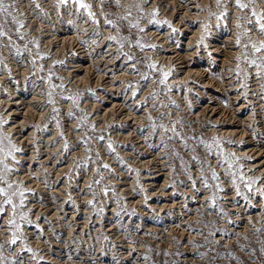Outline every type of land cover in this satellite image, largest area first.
Returning a JSON list of instances; mask_svg holds the SVG:
<instances>
[{
	"label": "rangeland",
	"instance_id": "obj_1",
	"mask_svg": "<svg viewBox=\"0 0 264 264\" xmlns=\"http://www.w3.org/2000/svg\"><path fill=\"white\" fill-rule=\"evenodd\" d=\"M194 2L195 1L193 0V3ZM133 3H135V5H133L132 8L134 9V12L137 14L134 13V15L131 18L129 17L127 18L125 15H121V12L119 14L121 16H117L116 11L117 10L121 11V9L117 7V4L115 3L114 0L102 1V7L105 11L106 16L108 17V20L115 19L117 23V29L121 32V36L123 38V41H121L118 44L120 50L117 52L116 58H114L112 54L113 51L112 50L107 51V48L104 45L101 46L100 48L93 49L94 52L92 51V53H89L90 59L87 58L88 56H84L81 58V54L74 55L76 60H77V56H80L82 65L84 66L89 65V67L91 68L89 73H87V77L89 76V83L95 81L96 79L95 74H99V75L104 74L102 76L103 78L101 79V82L99 83L100 85L99 84L95 86L93 85L91 91H89L91 94H97V99H99L100 102L102 101L103 103V106H100L95 111L100 113V110L103 109L104 106L105 107L110 106L109 101L111 100L115 101L116 103H119L118 105L119 108L118 106H115V112L118 113V114L115 113L114 115L116 116L115 121L113 120L110 124H105V127H101V125H98L101 123V122L99 123L98 121L101 120V118H98L99 117L98 115L96 117V114L95 115L93 114L92 116L95 117L96 122L89 119L83 121V126L85 128L82 131L83 133L81 134V137L78 138L80 144H82L83 146H87L86 152L88 155L86 156L88 157L87 158L88 162L86 163V165H89L90 167L93 166L94 169L93 171H91L90 174L92 186L90 189L88 190L86 189L88 193L90 192L91 195L93 196L94 205L91 206V208L86 209L87 214L86 213L84 214L83 211H81L80 209L81 206L78 207L75 218L73 217L71 219L68 218L70 214L65 213L64 212L65 210L64 211L61 209L55 210L54 208L58 202H61L63 200L61 198L62 197L61 195L59 194L55 195L54 193L50 194L46 192L47 190L44 191L45 188L43 190H38V188L36 189V187H33L32 193L36 192V197L38 194V201L36 203L34 202L33 203L34 205H31L32 208L34 209V211L32 212H34V214H37L35 215V217L33 216V219H31L30 217L32 214L29 213V211L33 209L24 210L29 205L26 207L21 206L22 205L21 201L26 199L25 193H23L25 192V190L22 189L21 185L19 186L18 184L15 183L8 185L6 183V173L7 172L11 173L12 171L9 172V166L4 167L3 165L2 161L5 156L4 151L8 152L7 154L8 159L12 158L14 160L15 152L18 150L14 145L15 143L12 142L8 137H6L5 133H3L0 123V186L3 189V195L0 201V216L3 214L5 207L6 206L11 207V205L15 207V211L11 210V214L13 213V215L14 214L18 215L17 217H11L10 219L6 220L5 233H3L1 230L2 228H0L1 231L0 247L6 244V243L2 244L3 236L4 237L6 236L7 239L6 241L9 240V237L19 236V234L16 232L15 235H12L10 229L13 228V230L15 231V229H17V225L21 224L20 231L21 234L24 236H21L22 238L20 239V241L23 245L28 244V242H26L27 238H29V236L31 235L34 236L36 233H37L36 237L39 238L38 240H42V239L46 240V244L38 249V250H42L41 252L43 254L39 253L41 257L37 254L40 257L37 259V261L29 260L32 264H41L42 262H45L49 258H51V260L49 259L50 264H56L57 259L60 260V262L66 260V262L69 263L71 262L70 264H75V263L80 264L81 262H82L81 264H85L86 262H87L86 264H88L91 263L92 260H93L92 262H94V259L85 260L81 256L83 255L84 257L87 258L88 253H91L93 251L95 252L94 247H96L95 246L96 244L93 246V249L91 251L83 250L85 249L86 246L84 244L85 239L83 240L82 237L89 238L90 241L95 240L93 242H96L98 240L97 233H106L105 235L106 237L109 238V240L112 238L110 242L113 241L112 243L113 245L116 244L118 245V247L121 246L123 248L121 250H127L124 249L125 248L124 245L127 246V244H130L132 246L129 252L130 254L126 253L128 255H126L125 253L122 254L121 256L117 255V253L121 251H117V253L115 254L114 251L113 253L111 252V254L113 255L111 257V260L108 261H113V264H135V263L136 264H264V221H263L264 210L261 211V209L260 210L257 209L256 207H254L255 205L254 203H252V201L248 200V198L246 197L243 198L242 195H240L245 185L242 184L241 179L239 180L238 179L239 177L237 176L238 175L236 172L237 160L235 157H233V154L227 151L226 152L223 151V154L221 153L222 152L221 149L223 145H229L227 148L229 147L235 148L236 146H238V144L236 143L237 140L235 139H237L236 137L238 136L239 132L241 133V131H244V134L242 135L243 138L242 141L239 143V145L247 146V149H250L254 146L258 149V147L263 146L264 125L258 123L260 120L258 122L245 121L244 122L245 124L240 122L239 118L244 119L246 114L248 115L252 104L249 107L242 108L241 110L233 113L230 104L231 101L228 99V96L224 93V91L221 90L222 86L218 87L216 85L217 80L218 81L222 80L220 73L212 72L210 74V76L214 80L208 86L203 85V82H205L206 81L205 79H207V76H204L206 74L205 72L201 78L195 79L194 77H190V79L187 80L188 85L173 82V85L168 84L169 87H166L161 78V71L159 70V68L154 69L153 67H151L150 57L147 55L146 51L144 50V48L147 47L146 44L147 40L151 39L150 37L151 35H148V32L150 30L149 28H151L152 26H149V24L154 26L152 28L156 29L155 31L156 34L159 33V35H157V38L161 39V35H163L162 33L165 34V31H168V29L166 30V28L169 26L167 25V23L165 25V20H162L163 17L162 15H164V13L173 15L172 18L175 17L176 19L174 20L175 22L179 21V24L181 25L179 26L182 29L184 28L185 24L191 26L197 24L192 18V15L195 14V10H190L191 8H188L190 10L189 11L190 14H188L187 12L185 14L184 12L179 13L183 11L179 4H176L174 6L171 0H157L158 7L156 8V11L151 10L150 12H148L149 15L147 18V14H143V12L140 11L139 2L134 1ZM193 3L192 0L191 1L185 0L183 5L186 7H191L192 5H195ZM136 16L139 17L136 18ZM141 19L148 21L147 23L148 26L141 28L140 27ZM156 20L158 22H156ZM189 21L191 22L190 24H188ZM3 23L5 25V29L9 32L10 37L14 38L21 46L25 47L26 41L18 33L19 31L17 28L19 21L17 20V18L7 15L3 20ZM114 29H116V27H114ZM178 30L179 29H177V31ZM183 32L187 33L185 30ZM219 35L220 34H218L216 37L219 38ZM166 36L168 39L166 42L165 41L161 42L163 45H167L170 47L173 46L175 47L174 48L175 50L178 49L179 51H182L184 49V47L182 46L185 38L183 33L178 36H174V35H166ZM186 36H188V34ZM140 41L142 42L140 43ZM247 43L249 44L247 38H243L241 40V44H242L241 46H244ZM157 44H159V41L157 42ZM10 45L12 47H15V44L13 42ZM173 47L172 49L169 50L170 52H168V54H172V55L174 54L175 50L173 49ZM16 49H17V53L25 52L24 48H16ZM68 50L70 51V49H67L66 54H64V57L66 58L69 57L71 53L72 54L74 53V52H69ZM241 51L243 57L240 59L239 62L240 65H238V71H239L238 76L240 75H242V77L246 76V73L243 71L244 67L256 66L258 67V74L253 75L252 77L254 76L258 77L256 81H254V82H258L259 86L257 84V87L263 86L264 58H262L259 55V53L253 52L254 49L251 48L250 45H248L245 48L242 47ZM33 53L34 55L39 54L38 50L36 51L33 50ZM64 57L61 58L60 61H64V59H66ZM247 57H249V61L246 60ZM29 58L30 57H28V60ZM190 59L191 58H188V61L191 64L192 60ZM47 62L48 59L45 63ZM175 62L177 63L179 61H175ZM29 64L30 67L33 66L34 72L36 71V75H37L36 78H41L38 77L39 74H41L43 77L45 71L46 70L48 71L50 81L48 84L49 86L46 88V90H48L47 98L48 97L51 98L52 102H54L56 99L55 97L53 98L54 96L53 94L55 93H58L57 96H62V97L63 95L66 97L73 95L75 103L76 102L78 103L80 99H85V100L87 99L86 94L88 92L86 93L84 92L87 91L88 89L79 90L81 87H76L77 85L74 86L73 81H71L70 85L68 83L69 86H71L72 84L73 87L72 90L67 89L69 87L67 86L65 88L64 93L61 92L64 89V85H65V82L62 80L64 76L60 73L61 66L58 65L50 66V64H54L50 62L47 68L41 67V69L38 70L36 67H34L33 59L29 61ZM177 65L180 66L181 64H176V66ZM214 68L217 67L214 66ZM179 69L182 71L181 68ZM223 69H224L223 72L227 73L225 76L227 81L231 80L230 83H233L235 80H237V73H234V71L232 70L230 71L227 70L226 66ZM122 72L126 73L125 75L126 77L123 76ZM77 73L78 76L85 75L84 67L82 66ZM120 74L122 76H120ZM233 77H235L236 79H234ZM242 77L240 76L239 79H241ZM38 83H41V81H39ZM108 83L112 84L111 89H109V86H107ZM233 85H235V82ZM242 85H243L242 88L246 87L244 85V82ZM50 87H56L55 93L49 89ZM113 87L114 88L118 87V88L116 90ZM225 87L224 89L231 88L230 86H225ZM236 90H239L240 92L241 88ZM80 91H82L81 94L78 93ZM169 91L170 93L173 94L177 93V97L176 98L170 97ZM230 91L231 90H229V92ZM259 92L260 91L258 90L257 94ZM263 92L264 91H262V93ZM232 93L230 94V96L232 95ZM78 96L80 97V99L78 98ZM258 97H256V99L254 96L251 97L252 98L251 100L255 102L253 105L256 108L260 106V103L259 102L257 103ZM241 99H243V97ZM56 102L58 103V101ZM235 103L237 102L235 101ZM76 106L77 105L74 104L70 106L72 108L71 112L74 113L76 111L75 112L76 114H79L81 116L83 115L82 119H85L83 110L77 111V109L76 110L73 109ZM127 107L130 108L133 112H135V116L142 121L140 124L136 120H135L136 122L134 120H131V117L128 119L123 118V120H125L124 121L125 123L123 122L122 117L127 113L125 112ZM259 110H262L263 111L262 114H264V105L262 108L257 109V111ZM91 113H94V111L91 110ZM15 114H17V111L15 112ZM48 115H50V117L48 119L47 125H53L54 122L56 123V121L54 120H56L58 117V111L52 109V111H50ZM118 117L121 119H119ZM116 118H118L119 121H117ZM214 120H216V122ZM27 125L29 126L28 127L29 130L31 128V124H27ZM220 128H223V130L227 129V131L228 130L232 131L231 132L232 134H230L232 136L226 134L227 136L226 137L224 134L225 138L221 136L219 137L217 131ZM28 130L26 132H28ZM120 132H123L124 134L125 133L128 134L126 140L119 139V137L121 138L122 135ZM113 134H115V136L117 135L116 136L117 138L116 137L112 138L114 137ZM96 138L98 141L100 140L102 144L103 143L107 144L109 142L113 146L111 150L112 152L111 155L115 156L116 160L114 159V161L112 162L113 163L112 166L116 165L117 169L122 170V172L124 171L122 173L123 176L122 175L121 176L126 178L125 180L126 182L123 181L122 179L120 180L121 182L123 181L122 182L123 184L120 181L117 184H114L115 182L111 184L108 183V180L106 179L107 175L104 174V171L102 169V167H104L103 161L101 160L102 158L100 156L99 151L96 150V143H95ZM31 141L33 140L31 139ZM40 150L42 151L43 148H40ZM255 150L251 151V153L254 152ZM41 151L40 153H42ZM263 152L264 151L262 150L261 151L262 154L258 156L260 157V159H264ZM40 153L38 154L41 155ZM86 156H80L76 159V161H74L76 164L78 162V165L72 166V170H71L72 175L75 173L76 167L83 165L85 160H87L85 159ZM40 159H36V162H39ZM153 159L154 160L157 159L158 162L157 160L154 161ZM211 159H213V162L216 161V163L215 164L211 163L212 161ZM147 161H149L148 165H147L148 163ZM159 161L160 163L163 162L162 165L159 164ZM20 164L21 165L19 166H21L22 169H24L23 167H26V165H28V162L27 160H21ZM144 165H146L147 167L146 166L143 167ZM130 166L131 168H129ZM214 168L216 169L217 172L215 171ZM195 170L198 171L196 172ZM82 172L80 171L79 173L81 174ZM137 172L148 173L146 174L147 177L145 176L146 179L143 178L142 176L137 175ZM196 173L199 174L197 175ZM219 173L225 175L222 176ZM115 174L117 178L120 177L118 172ZM133 174H135V176H133ZM165 174H167L168 176H166ZM164 175L167 178H165ZM232 175L235 176L236 180H231ZM137 177L139 179H143L144 182H149V183L153 182L151 187L147 185L148 186L147 191H150V196L139 203L140 208L145 209L142 211V213L141 210L139 213L138 209L134 208L133 205L131 207V205L129 204L131 202L130 200H135L134 197L137 195L136 193H135L136 195L134 194V191L136 192L139 189V187L136 186L138 185L136 183L137 181H134L135 184L133 182V180L138 179ZM151 177H153V179H151ZM163 178H165L164 180L165 184L163 183ZM221 179L223 180L221 181ZM233 181L235 182L237 181V182L235 183ZM160 184L163 185L162 186L163 193L165 192L164 193L165 195L167 193L170 194L169 199H168L169 196L163 197L161 192H159L160 190H157L159 189ZM235 184H237L236 186L238 187V189H240V192L235 193L234 197L230 199L229 194L235 190L234 188L236 187H233L235 186ZM44 185L45 184H42L41 187ZM71 185H73V183L69 182L65 190H69V189L71 190L72 189ZM100 186L102 188L104 187V189L106 190L104 191L105 193L103 194V196L106 195L107 191L110 195L109 197L104 198L106 201L105 208H103V202H102L103 199L101 198V192H99L102 189L100 188ZM46 187L48 186L46 185ZM128 187L130 188V190L132 189L131 190L132 193H129L130 195H128V193H125L129 189ZM109 188H111L113 191L111 189L109 190ZM119 188L122 189L124 192L122 190H119ZM0 192L2 194V191ZM122 192L123 194H121ZM124 194H127L128 196L125 195L126 197H124ZM115 195L118 197H116ZM191 195L193 197H191ZM246 199L248 200L247 202ZM147 202L148 204L149 203L153 204L154 202L155 207H153V209L151 208L152 211L150 209H147V207L145 208V206L148 205ZM166 202L169 204H167ZM173 202H175L176 204L175 203L173 204ZM114 204L117 205L114 206ZM160 205H162L163 207L161 206L159 208ZM167 205L168 206L171 205V207L169 206L170 207L169 208ZM110 206H112L113 208ZM234 208L237 210H235ZM38 210L39 212L37 213ZM88 210H92V211L88 212ZM108 210L109 211L112 210L114 212L111 211L110 213L108 212ZM54 211H58V213L57 212L56 213L59 214L58 217L60 216V218L59 219L57 218V220L55 216L54 217L52 216L51 218L50 213ZM47 213L49 216H47ZM253 213L254 215H251ZM246 214L247 215L250 214L249 218L247 217ZM39 215L42 217V221ZM87 215H90L91 217L89 221L90 220L92 221V219L99 217L100 219L99 218L98 219L101 224L99 225L98 221L95 223L89 222L87 229L86 228L84 229V227H82V223H83L82 220H84L85 222L86 219L85 216L87 217ZM97 215L98 217H96ZM107 216H109V218ZM253 216L254 218H252ZM238 217L240 218L242 217V218L240 219ZM78 219L79 221L76 222L77 223L76 226L78 228L76 231L72 232V233L75 232L74 236H72L73 235L72 233L71 234L69 233L68 235L67 228L65 226L66 225L65 221L67 222V225L70 224L68 226L74 227L71 224H73ZM1 221H2V217L0 218V224H2ZM96 223L98 224L99 227L96 226L97 225ZM39 224H43V225H39ZM170 226H171V231H170ZM80 229L84 230L83 232H81L82 235L79 233L81 231ZM110 229L112 232L109 231ZM25 230L27 231L25 232ZM30 230H32L34 233L31 232L32 234L31 233L29 234ZM49 230L51 231L49 232ZM103 230L105 231L103 232ZM93 232L95 233L91 234ZM109 232L111 234H109ZM180 232H182V234ZM239 232H243V233H239ZM86 233L87 235H85ZM75 234L78 236H76ZM107 234L109 236H107ZM79 235L81 236L79 237ZM46 236L48 240L46 239ZM76 238H78L79 241L81 240L80 243ZM50 239H52L54 243L50 244V242H52L50 241ZM20 241H17V243H19ZM67 242L69 244H67ZM71 243L74 244L72 245ZM53 244L55 245L58 244V245L55 246ZM65 244L68 246H66ZM79 244L83 245L84 247H81V245ZM133 245H135L134 248ZM45 246H47V248ZM33 247H35V245ZM118 247H116V249L121 248ZM67 248H69V250ZM11 254L12 253L10 249L8 250V252H5V255H7V258H9L8 259L9 261L7 259L4 260L7 262L5 264H9L10 262H12V260H14L12 258H11L12 260L10 259ZM42 256L44 257V259H42L43 258ZM107 257L109 258V256ZM120 257L121 258L124 257V258L121 259ZM53 258H56V260ZM88 258H90V256ZM4 261L2 262V264L4 263ZM15 264H18V261L15 262Z\"/></svg>",
	"mask_w": 264,
	"mask_h": 264
},
{
	"label": "bare ground",
	"instance_id": "obj_2",
	"mask_svg": "<svg viewBox=\"0 0 264 264\" xmlns=\"http://www.w3.org/2000/svg\"><path fill=\"white\" fill-rule=\"evenodd\" d=\"M102 1H104V0H0V117H1L0 123H1V128H2L3 133H5L6 137H8L12 142L15 143L14 145L18 150L15 152V155H14L15 159L14 160L12 158L8 159V157H7L8 152L4 151L5 156H4L2 162H3L4 167L9 166V172L12 171L11 173H8V172L6 173V183L8 185L13 184V183L18 184L19 186L21 185L22 189L25 190V192H23V193H25L26 199L21 201L22 202L21 206L22 207H26L28 205L29 206L27 208H25L24 210L33 209L31 205H34L33 203L34 202L36 203L38 201V194L36 197V192L32 193L33 187H36V189L38 188V190H43L45 188L44 191L47 190L46 192H48L50 194L54 193L55 195L56 194L61 195L63 202L62 201L58 202L54 208H55V210H57V209H61L63 211L65 210L64 212L67 214H70V216H68V218H71V219L73 217L75 218L76 211H77L78 207L81 206L80 207L81 211H83L84 214L85 213L87 214L86 209H89V208H91V206L94 205L93 196L91 195L90 192L88 193V191H87L92 186L90 174H91V171H93L94 169H93V166L90 167L89 165H86V163L88 162V159H87L88 157L86 156V155H88L86 152L87 146H83L82 144H80V141L78 140V138L81 137V134L83 133L82 131L85 128L83 126V121H85L86 119L95 121V117L92 116L93 114L94 115L96 114V117L98 115L99 116L98 118H101V120H98L99 123L101 122L100 124H98V125H101V127H105V124H110L113 120L115 121L116 116H114V115H115V113H117V112H115V106H118L119 103H116L115 101L111 100V101H109L110 106H108V107L104 106L103 109H101L103 111L100 110V113L95 111L100 106H103V103H102V101L100 102V100L97 99V94H91L89 91H91L93 85L95 86L101 82V79L103 78L102 76L104 74L103 75L95 74L96 75L95 81L92 83L91 82L89 83V76L87 77V73H89L91 68L89 67V65L88 66L82 65L81 64V58L84 56H88L87 58L90 59L89 53H92L93 49L100 48L103 45L107 48V51L112 50L113 51L112 54H113L114 58H116L117 52L120 50V47L118 44L121 41H123V38L121 36V32L117 29V23H116L115 19H109L108 20V17L106 16L105 11L102 7ZM114 1L117 4V7L119 9H121V11H118V10L116 11L117 16L125 15L127 18L128 17L131 18L135 13L134 9L132 8V6L135 5V3H133L134 1L139 2L140 11L143 12V14H147V18L149 15L148 12H150L151 10L156 11V8L158 7L157 0H114ZM184 1L185 0H171V2L174 4V6L176 4H179L181 6V9L183 11L179 12V13L184 12V14H185L187 12L188 14H190L189 13L190 10H195V14L192 15V18L194 19V21L197 24H194L193 26H191V25H187L184 23L185 26H184V28L181 29L180 28L181 25L179 24V21L175 22L174 21V20H176L175 17L172 18L173 15L164 13V15H162L163 16L162 20H165V25L167 23V25H169V26L166 28V30L168 29V31H165V34L162 33L163 35H161V39L157 38V35H159V33L156 34V32H155L156 29L152 28L154 26L149 24V26H152L151 28H149L150 30L148 32V35H151L150 36L151 39L147 40V42H146L147 47H145L144 50L146 51L147 55L150 57L151 67H153L154 69L159 68V70L161 71L162 81L164 82L166 87H169L170 84L173 85V82H177L179 84H185L186 85L188 83L187 80L190 79V77H194L195 79L201 78L205 72H206V74L204 76H207V79H205L206 81L205 80H202V81H205V82H203V85L208 86L214 80V79H212L210 74L212 72L213 73H215V72L220 73L222 80L221 81L217 80L216 85L218 87H221V86L223 87V88L221 87V90L224 91V93L228 96V99L231 101L230 104H231V109H232L233 113L241 110L242 108L249 107L252 104L250 107V111H249L248 115L246 114L244 119L239 118L240 122L241 123H244L245 121H248V122L257 121L258 122L260 120L258 123L264 125V114H262L263 111L262 110L257 111V109L262 108L264 105L263 104L264 92L262 93V91H264V85L257 87L258 82H254V81H256V79L258 77L257 76L252 77L253 75L258 74V67H256V66L255 67H251V66L250 67H244L243 71L246 73V76L242 77V75H240L242 77L241 79H239L240 76H238L239 75L238 65H240L239 64L240 59L243 57V54L241 51L242 47L245 48L248 45H250L251 48L254 49L253 52L259 53V55L262 58H264V0H194L195 1L194 3L192 0V3L195 5H192V6L190 5L191 7L184 6L183 5ZM188 1H191V0H188ZM188 8H191V9L189 10ZM246 10H248V11H246ZM120 12H121V15H119ZM135 14H137V13H135ZM7 15H10L11 17L17 18V20L19 21L17 29L19 31L18 33L20 34V36L23 39H25V41H26L25 47L21 46L14 38L10 37L9 32L5 29V25L3 23V20L5 19V17ZM137 17H139V16H136V18ZM156 22H158V21L156 20ZM147 23H148V21L141 19L140 20V24H141L140 27L143 28V27L148 26ZM190 23L191 22L189 21L188 24H190ZM114 27H116V29H114ZM177 29H179V30L177 31ZM184 30L187 33H184L183 32ZM182 33L185 36L184 43L182 45L184 47V49L182 50L180 48L182 51H179L178 49L175 50L174 49L175 47H173V46L170 47L167 45H163L161 43L162 41H165V42L167 41L168 38L166 35L178 36V35H181ZM187 34H188V36H186ZM218 34H220L219 38L216 37ZM243 38H247V40L249 41V44L247 43L246 45L241 46L242 45L241 40ZM158 41H159V44H157ZM12 42L15 44V47H12L10 45ZM141 42L142 41H140V43ZM172 47L175 50L173 55L168 54V52H170L169 50L172 49ZM16 48H24L25 52H18L17 53ZM67 49H70V51L68 50L69 52H74V53L73 54L71 53L70 56L66 58V57H64V54H66ZM77 49H78V51H77ZM33 50H35V51L38 50L39 54L34 55ZM78 54H81V58H80V56H77V60H76L74 55H78ZM28 57H30L29 60H28ZM63 57L66 59H64V61H60L61 58H63ZM188 58H191L190 59V60H192L191 64L188 61ZM32 59L34 60V67H36L38 70H40L41 67L47 68V66L49 65L50 62L54 63V64H50V66L51 65L61 66L60 73L64 76L62 78V80L65 82L64 89L61 92L64 93L65 88L70 85L71 81H73L74 86L77 85L76 87H81L79 90L88 89L85 92L83 91L84 93L88 92L86 94L87 96L85 95L87 97V99L86 100L80 99V97L78 96V98L80 100L78 101V103L77 102L75 103L73 95L68 96L69 95L68 94L67 95L68 97H66L64 95H63V97L57 96L58 93H55L56 87H50L49 89L55 93V94H53L54 96L52 95L53 98L54 97L56 98L55 101L52 102L51 98H49V97L47 98V96H48L47 91L48 90H46V88L49 86L48 84L50 81L48 71L47 70L45 71L43 77L41 74H39L38 77H41V78H36V76H37L36 71L34 72L33 66L30 67V64H29V61H31ZM47 59H48V62L45 63L47 61ZM246 60L249 61V57H247ZM107 61H109V60H107ZM175 61H179V62L176 63ZM95 62H97V61H95ZM176 64H181L180 65L181 67L179 65H177L178 66L177 67ZM82 66L84 67L85 75L78 76L77 72ZM214 66L217 68H214ZM225 66H226L227 70H229V71L232 70V71H234V73H237V80L234 81L235 85H233L234 82L230 83L231 80H229V81L226 80L225 76L227 73L223 72V70H224L223 68H225ZM179 68H181L182 71ZM178 72H180V73H178ZM122 74H123V76L126 75V73H124V72H122ZM120 76H122V75L120 74ZM233 78L236 79L235 77H233ZM39 81H41V83H38ZM151 81H152V79H151ZM241 81L244 82V85L247 87V89H246V87L242 88L243 82H241ZM68 83H69V85H68ZM172 85H171V87H172ZM201 85H202V83H201ZM107 86H109V89L112 88L111 83H108ZM225 86H230L231 88L229 87L230 89H228V88L224 89ZM258 86H259V84H258ZM148 87H149V84H148ZM117 88L118 87H116L114 89L117 90ZM203 88H204V86H203ZM240 88H241L240 92H239V90H236V89H240ZM67 89L72 90L73 89L72 84ZM229 90H231L233 93L231 91L229 92ZM258 90L260 92L257 94ZM242 92H244V93H242ZM78 93L81 94L82 91H80ZM94 93H97V92H94ZM169 93H170V91H169ZM231 93H232V95L230 96ZM253 96L255 97V99H256V97L261 96V97H258V99H257V103L258 102L260 103V106L257 108L253 105L255 102H253L251 100L252 99L251 97H253ZM170 97L176 98L177 93H175V94L170 93ZM242 97H243V99H241ZM56 101H58V103ZM235 101L237 103H235ZM72 104L77 105L73 109H75V110L77 109V111L78 110L84 111V116H85L84 118L85 119H82L83 115L81 116L79 114H76L75 113L76 111L74 113L71 112L72 108L70 106ZM118 108H119V106H118ZM52 109L58 111L57 119H60V120L56 119V120H54V121H56V123L54 122L53 125H47L48 119L50 117V115H48V114L50 111H52ZM91 110L94 111V113H91ZM16 111H17V114H15ZM101 112H103V113H101ZM125 112H127V113L125 115H123V117L120 115L122 117V120H123V118L128 119L131 117V120H134V121L136 120L139 124L142 122L141 120L138 119V117L135 116V112H133L130 108L127 107ZM97 113H99V114H97ZM119 114H121V113H119ZM16 115H17V117H16ZM113 116H114V118H113ZM118 118H116L117 121H119V119H121V118H119V119ZM124 121L125 120H123V122ZM214 121L216 122V120H214ZM27 124H31L32 129L30 128L28 130L29 126ZM120 127H121V125H120ZM27 130H28V132H26ZM214 130H215V128H214ZM221 130H223V128H220L217 131L219 134V137L220 136L224 137V134H225V136H226V134L227 135L232 134L231 133L232 131H230V130H228V131H227V129L223 130V131H221ZM118 132H119V130H118ZM120 133L122 135H121V138L119 137V139L126 140L128 134H126V133L124 134L123 132H120ZM215 133H216V131H215ZM239 133H238V136L236 137L237 139H235V140H237L236 143L238 144V146H236L235 148H233V147L227 148L229 145H223L222 144L223 147H222V149L220 148L222 151L221 153L223 154V151H225V152L227 151V152L233 154V157H235L237 160L236 161L237 162L236 172L238 174L237 176L239 177L238 178L239 180L241 179L242 184L245 185V187H243V191L240 193V195H242L243 198H245V197L248 198V200H250V201H252V203H254V205H255L254 207H256L259 210L261 209V211H263L264 210V159H260V157H258V156H260L262 154L261 153L262 150L264 151V145L261 147L257 146L258 149L255 146L250 148V149H247V146L239 145V143L242 141V138H243L242 135L244 134V131H241L240 135H239ZM113 135H114V137H112V138H115L117 136V135L115 136V134H113ZM28 136H31V137H28ZM217 136H215V137H217ZM230 136H232V135H230ZM98 137H99V135H98ZM31 139L33 141H31ZM220 142H221V140H220ZM95 143H96V150L99 151L100 156L102 158L101 160L103 161L104 167H102V169L104 171V174L107 175L106 179L108 180V183L111 184V183L115 182L114 184H117V183H119V181L121 179L123 181H125L126 178L122 177L123 176L122 173L124 171L122 172V170L117 169L116 165L112 166V164H113L112 162L114 161L115 156L111 155L112 154L111 150L113 148L111 143L108 142L107 144H105V143L102 144V142H100V140L98 141L97 138H96ZM224 143H226V142H224ZM40 148H43V150L41 151ZM57 149H58V151H57ZM255 149H257V150H255ZM253 150H255V151L251 153V151H253ZM40 151L43 154L40 153ZM113 152H115V151H113ZM38 153H40L41 155H39ZM249 153H251V154H249ZM32 154H34V155H32ZM120 154H121V152H120ZM253 154H254V156H253ZM80 156H86L85 159H87V160H85L83 165L76 167V169L74 167L75 173L72 175L71 174L72 166L78 165V162L76 164L74 161H76V159ZM223 157H224V155H223ZM36 159H40V161L38 160L39 162H36ZM21 160H27V162H28V165H26V167H23L24 169H22V167L19 166V165H21L20 164ZM155 160H157V159H155ZM211 160H212L211 163H214V164L216 163V161L213 162V159H211ZM242 160H243V162H242ZM109 161H111V162H109ZM125 161H126V159H125ZM147 162L146 163L148 165L149 161H147ZM157 162H158V160H157ZM162 163H160V161H159V164L162 165ZM125 164H126V162H125ZM127 165H130V164H127ZM131 165H133V164H131ZM145 166L146 165H144L143 167H145ZM129 168H131V166ZM222 170H223V168H222ZM80 171L81 172L83 171V172L80 174L79 173ZM103 171H102V173H103ZM215 171H216V169H215ZM117 172L120 176L118 178L116 177V174H115ZM220 172H222V171H220ZM146 174H148V173L137 172V175L142 176L145 179L147 177ZM165 175L168 176L167 174H165ZM220 175H222V174H220ZM224 175H222V176H224ZM50 176H51V178H50ZM133 176H135V174H133ZM166 176H165V178H167ZM165 178H163V183H164ZM151 179H153V177H151ZM141 180H142V182H141ZM222 180L223 179H221V181ZM231 180H236L234 175H232ZM134 181H137L136 183L138 185H136V186L139 187V189L136 192L134 191V194L136 193L137 195L135 194L136 195L134 197L135 200H130L131 202L129 201L130 202L129 204L131 205V207L133 205L134 208L138 209L139 213L141 210V213H142V211L145 209H141L139 206L140 205L139 203L150 196V191H147V189H148L147 185H149L151 187L153 182H150V183L144 182L143 179H139V178L133 180V182ZM69 182L73 183V185H71L72 189L71 190L69 189L70 191L65 190L67 187V184ZM233 182H235V181H233ZM99 183H100V181H99ZM189 183H192V182H189ZM42 184H45V185L41 187ZM131 184H132V181H131ZM134 184H135V182H134ZM46 185L48 187H46ZM236 185L237 184H235V186H233V187H236V188H234L235 190L229 194L230 199H232L234 197L235 193L240 192V189H238V187ZM162 186L163 185L160 184L159 189H157V190H160L159 192H161L163 197L169 196L170 194L167 193L165 195L164 194L165 192L163 193ZM100 188H102V187L100 186ZM128 188H126V189H128ZM239 188H240V186H239ZM36 189H35V191H36ZM110 189L111 188H109V190ZM119 190H122V189L119 188ZM131 190H130V188L127 191L125 190L126 191L125 193H128V195H130L129 193H132ZM187 190H189V189H187ZM0 191H2V194L0 192V201H1V198L3 195V189L1 188V186H0ZM66 191H68V192H66ZM104 191H106L104 189V187L99 191V192H101V198L103 199V201H102L103 202V208L106 207L105 206L106 201L104 198L110 196L108 191H107L106 195L103 196V194L105 193ZM123 192L121 194H123ZM125 195H127V194H124V197H126ZM116 197H118V196H116ZM191 197H193V196L191 195ZM169 198H170V196L168 197V199ZM129 199H131V198H129ZM191 199H193V198H191ZM248 200L246 199V202ZM174 203L175 202H173V204ZM117 204H114V206ZM147 204H148V202H147ZM167 204H169V203H167ZM230 204H232V203H230ZM233 204H235V203H233ZM109 205H111V204H109ZM161 206L162 205H160L159 208ZM169 206L171 207V205H169ZM172 206H174V205H172ZM110 207H112V206H110ZM146 207H147V209H150V210H151V208L153 209V207H155L154 202H153V204L149 203L148 205L145 206V208ZM240 207H241V205H240ZM156 208H154V209H156ZM67 209H68V211H67ZM11 210L15 211V207L13 205H11V207L6 206L3 214L0 216V218L2 217V221H1L2 224H0V228H2L1 230L3 233H5V231H6V225H5L6 220L10 219L11 217H17L18 216L17 214L16 215L14 214L15 216L13 215V213L11 214ZM45 210H47V209H45ZM158 210H161V209H158ZM235 210H237V209H235ZM32 211H34V209L29 211V213L32 214V215L29 214V215H31V217H30L31 219H33V216L35 217V215H37V214H34V212H32ZM90 211H92V210H88V212H90ZM111 211L108 210V212H110V213H111ZM38 212H39V210L37 211V213ZM56 212L58 213V211H54L52 213L49 212V213L51 215V218H52V216L53 217L55 216V218L57 220V218L59 219L60 216L58 217L59 214H57ZM112 212H114V211H112ZM254 212H256V211H254ZM106 213H107V211H106ZM143 213H146V212H143ZM168 213H170V212H168ZM250 213H251V211H250ZM249 215H247L248 218H249ZM251 215H254V213ZM47 216H49L48 213H47ZM77 217H78V215H77ZM96 217H98V215ZM107 217L109 218V216H107ZM85 218H84L85 222H84V220L81 219L83 221L82 227H84V229L85 228L87 229L89 222L90 223H95L97 221L99 222V219H100L99 217H98L99 219L98 218L92 219V221H93L92 222L91 220L89 221V219L91 218L90 215H87V217L85 216ZM238 218H240V217H238ZM252 218H254V216ZM31 219H29V220H31ZM47 220H49V219H47ZM41 221H42V217H41ZM77 221H79V219L76 220L73 224H71L74 227L68 226L70 224L67 225V222L65 221V223H66L65 226L67 228L68 235H69V233L71 234L73 231L77 230V228H78L76 226ZM251 221H254V220H251ZM41 223H44V222H41ZM45 224H47V223H45ZM78 224H80V223H78ZM100 224L101 223L99 222V225ZM39 225H43V224H39ZM63 225H61V226H63ZM171 225H172V223H171ZM96 226L99 227L98 224ZM174 226H176V225H174ZM176 227H178V226H176ZM44 229H46V228H44ZM98 229H100V228H98ZM180 229H182V228H180ZM242 229H243V227H242ZM93 230H95V229H93ZM26 231L27 230H25V232ZM44 231H47V230H44ZM50 231L51 230H49V232ZM83 231L84 230H81L80 232L79 231L78 232L81 234V232H83ZM104 231L105 230H103V232ZM109 231H111V229ZM170 231H171V226H170ZM31 232H33V231L30 230L29 234ZM97 232H98V230H97ZM236 232H238V231H236ZM74 233H72L73 234L72 236H74ZM94 233L95 232H93L91 234H94ZM180 233L182 234V232H180ZM239 233H243V232H239ZM0 234H1V231H0ZM36 234L34 236L31 235V236H29V238H27L26 242H28V244H26V245H23L21 243V241L19 243H17V241L14 240V236L9 237L10 235L8 236L9 237V240H8L9 243H8V241H6L7 240L6 236L5 237L3 236V241H2L3 243L2 244H4V243H6V244L4 246L0 247V264H2V262L6 259L4 255H5V252H8L9 249L11 250V253H12L10 256V259L12 258V259L16 260L15 262L18 261V264H22V263L23 264H32L29 260L37 261V259L41 257V255H39V253H42L41 252L42 250H38V249L46 244V240L45 239L44 240L43 239L38 240L39 238L36 237L37 236ZM97 234H98V238H97L98 240L96 242H93L95 240L90 241L89 238L82 237L83 240L85 239L84 244L86 246L85 249H83V250L91 251L93 249V246L96 244L95 245L96 247H94L95 252L93 251V252L87 254L88 257L90 256V258H88V257L86 258L81 254L82 255L81 257H83L85 260L94 259V262H92L93 261L92 260L91 263H88V264H113V261H108V260H111V257L113 255V254H111V252L113 253V251H114V254H115V253H117V251H121V252L117 253V255H119V256H121L124 253L126 254V253L130 252V249L132 247L130 244H127V246H125L123 244L125 247L124 249H127V250H121V249H123L121 246H119V247H121V248H119L118 245L112 244L113 241L110 242V240L112 238L109 240V238L106 237V235H105L106 233H97ZM109 234H111V233L109 232ZM168 234H170V233H168ZM46 235H47V233H46ZM81 235H79V237ZM85 235H87V233ZM72 236H70V237H72ZM76 236H78V235H76ZM107 236H109V235L107 234ZM93 238H96V237H93ZM46 239H47V236H46ZM76 239H78V238H76ZM65 240H66V238H65ZM29 241H31V242H29ZM50 241H52V239H50ZM78 241H79V239H78ZM80 241H79V243H80ZM75 242H76V240H75ZM114 242H115V240H114ZM51 243H54V242L52 241V242H50V244ZM55 244H53V245H55ZM67 244H69V243L67 242ZM34 245H35V247H33ZM57 245H55V246H57ZM79 245H81V244H79ZM47 246H45V247L47 248ZM66 246H68V245H66ZM134 246L135 245H133V248H134ZM61 247H63V246H61ZM81 247H84V246L81 245ZM116 247H118L119 249H116ZM52 249H50V250H52ZM67 249L69 250V248H67ZM62 250H64V249H62ZM25 251H28V252L25 253ZM86 251H85V253H86ZM28 254L31 256H29ZM106 254H107V256H109V258L106 256ZM126 255H128V254H126ZM26 256H28V257H26ZM45 256H47V255H45ZM122 258H124V257H122ZM42 259H44V257ZM49 259L51 260V258H49ZM49 259L46 261L43 260L45 262L41 261L42 262L41 264H50ZM53 259L56 260V258H53ZM64 261H65V264L69 263V262H66V260H63V262L61 261L62 262L61 263L60 260L57 259L56 264H64ZM84 262H86V261H84ZM74 263H75V261H74Z\"/></svg>",
	"mask_w": 264,
	"mask_h": 264
},
{
	"label": "built area",
	"instance_id": "obj_3",
	"mask_svg": "<svg viewBox=\"0 0 264 264\" xmlns=\"http://www.w3.org/2000/svg\"><path fill=\"white\" fill-rule=\"evenodd\" d=\"M14 224V223H13ZM19 225V224H18ZM17 225V229H15V231L13 230V228L12 229H10L11 230V233H12V235H15V232L16 233H18L19 234V236L18 237H14L15 238V240H17V241H20V239H21V236H24V235H22L21 234V231H20V227H21V224L18 226ZM23 234H24V232H23ZM27 252V251H26ZM5 257H6V259L8 260L9 258H7V255H4ZM12 260V259H11ZM9 261V260H8ZM15 261L16 260H12V262L11 263H9V264H13V263H15ZM5 263H7L6 261H4V263L3 264H5Z\"/></svg>",
	"mask_w": 264,
	"mask_h": 264
}]
</instances>
